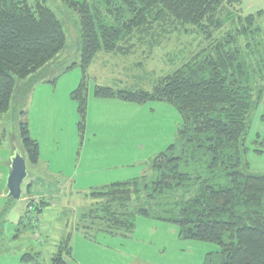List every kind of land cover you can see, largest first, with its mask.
<instances>
[{
    "label": "trees",
    "instance_id": "trees-1",
    "mask_svg": "<svg viewBox=\"0 0 264 264\" xmlns=\"http://www.w3.org/2000/svg\"><path fill=\"white\" fill-rule=\"evenodd\" d=\"M60 2L79 22L81 79L71 94L79 129L86 72L97 53L152 50L173 35L190 37L195 48L182 51L180 67L151 91L95 86L96 98L168 103L181 124L174 142L138 177L88 191L91 204L79 210L51 264H68L63 256L70 257L73 232L87 239L98 233L129 238L137 218L176 226L179 240L216 245L204 264H264V175L240 171L249 116L264 104V10L243 16L234 8L239 0ZM65 42L44 0H0V115L9 109L15 81L45 67ZM19 131L26 163L38 165V145L26 121Z\"/></svg>",
    "mask_w": 264,
    "mask_h": 264
},
{
    "label": "rangeland",
    "instance_id": "rangeland-1",
    "mask_svg": "<svg viewBox=\"0 0 264 264\" xmlns=\"http://www.w3.org/2000/svg\"><path fill=\"white\" fill-rule=\"evenodd\" d=\"M44 1L60 22L66 42L62 51L45 67L25 80L15 81V91L9 109L7 113L0 115V195L4 194L3 197H0V264H51V259L58 253V244L70 232L71 223L75 222L79 210H85L91 204L92 200L88 197V191L99 187L90 185L79 189V187L69 186L64 180L48 175L41 166H32L27 163L28 177L22 183L24 197L9 203L5 196L8 163L13 147H20L19 128L20 124L27 120L33 84L45 80H55V78L56 81L68 83L73 81L76 75L81 78V70L78 66L80 49L78 19L60 0ZM234 8L243 16L254 14L264 10V0H239V4ZM190 41L191 38L186 35L181 37L173 35L169 40L160 42L152 50H148V48L136 49L125 56L105 52L97 53L86 72V93L88 89L93 92L95 86L110 87L113 90L151 91L158 80L180 67L182 51L186 53L195 48V43L190 44ZM73 64L76 65L72 66ZM68 67L71 68L66 70ZM65 70L66 72H64ZM151 103L147 102L148 105L145 109L156 107L154 112L157 114L158 126L155 137L148 139V130L154 128L153 122L148 120L147 138L141 137L140 139L137 136L124 139L122 142L128 153L118 155L119 159L116 161L121 167L115 169L110 165L107 172L131 173V171H137L140 165H133V161L147 157L148 159L142 163L144 171H146L149 161L157 154L151 155V151L149 153L148 151H163L170 143L174 142L177 129L181 124L178 112L168 103L161 102L163 106H150ZM74 116L77 133H72L71 136L69 120H67L66 128L61 130L62 138H60L59 145L60 149L63 152L66 151L70 157L81 153L83 142L86 141V145L90 138L86 134L85 140L86 113L81 129L78 128L80 119L78 111ZM63 119H67V116L63 115ZM143 121L146 120L143 119ZM79 136L83 137V140ZM104 139L105 143L108 142L107 145H112L111 141L115 140L113 138ZM263 142L264 104L260 102L251 112L247 130L242 137L241 172L250 175H264ZM135 144H137L136 148ZM129 147L132 149L129 150ZM137 151L139 153H135ZM257 151H261V153ZM137 174V176L140 175V173ZM77 190L84 191L78 192ZM19 220L20 224H18ZM173 227L177 229L176 226ZM54 240L56 244L53 247ZM187 242V240H179V243ZM197 244L199 243L197 242ZM201 247L205 249H201L202 255L218 250L216 245L210 243L201 242ZM92 257L94 256L92 255ZM63 258L66 263L73 264L66 256ZM219 261L215 258L214 263Z\"/></svg>",
    "mask_w": 264,
    "mask_h": 264
},
{
    "label": "crops",
    "instance_id": "crops-1",
    "mask_svg": "<svg viewBox=\"0 0 264 264\" xmlns=\"http://www.w3.org/2000/svg\"><path fill=\"white\" fill-rule=\"evenodd\" d=\"M80 79L76 75L73 81L67 83L56 81L55 78L36 82L32 86L26 122L30 138L38 145V165L48 175L56 176L69 186L79 189L90 185L102 187L138 177L137 173L141 174L144 171L142 163L148 159L147 157L133 161V165H140L137 171L131 173L107 171L110 165L115 169L121 167L116 161L119 159L118 155L128 153L124 149L122 142L124 139L137 136L140 139L147 138L148 120L153 122L154 127L148 130V139L155 137L158 126L157 114L154 112L156 107L145 109L148 105L146 103L135 104L119 99L96 98L94 89L93 92L88 89L85 140L88 134L89 141L86 145V141L83 142L81 153H76V156L70 157L66 151L60 149L61 130L66 128L67 120L71 136L72 133H77L74 116L77 115V105L71 99V94L77 88ZM150 106L163 105L161 102H152ZM63 115L67 116V119H63ZM79 138L83 140V137ZM104 138L115 140L111 141L112 145H107L108 142L105 143ZM76 140L77 135L75 143ZM136 146L137 144L135 148ZM150 151L151 155L163 152L149 150L148 153ZM2 195L0 197H3ZM188 242L179 243L177 229L171 225L160 224L147 218H137L135 229L129 238L98 233L92 239H87L80 232H73L68 259L73 264H204L205 255L213 253L212 251L202 255L201 249H205L201 247V243ZM55 244L54 240L53 247Z\"/></svg>",
    "mask_w": 264,
    "mask_h": 264
},
{
    "label": "water",
    "instance_id": "water-1",
    "mask_svg": "<svg viewBox=\"0 0 264 264\" xmlns=\"http://www.w3.org/2000/svg\"><path fill=\"white\" fill-rule=\"evenodd\" d=\"M26 158L21 150L13 147L8 163L5 196L11 200H20L22 197V183L28 177Z\"/></svg>",
    "mask_w": 264,
    "mask_h": 264
}]
</instances>
